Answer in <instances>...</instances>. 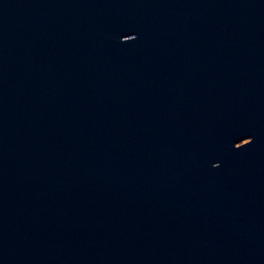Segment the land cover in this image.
Instances as JSON below:
<instances>
[{"label":"water","instance_id":"obj_1","mask_svg":"<svg viewBox=\"0 0 264 264\" xmlns=\"http://www.w3.org/2000/svg\"><path fill=\"white\" fill-rule=\"evenodd\" d=\"M0 264H264V0H0Z\"/></svg>","mask_w":264,"mask_h":264}]
</instances>
